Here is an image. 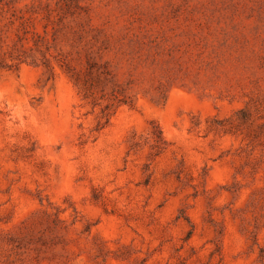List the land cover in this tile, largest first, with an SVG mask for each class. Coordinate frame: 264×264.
<instances>
[{
	"label": "rangeland",
	"instance_id": "obj_1",
	"mask_svg": "<svg viewBox=\"0 0 264 264\" xmlns=\"http://www.w3.org/2000/svg\"><path fill=\"white\" fill-rule=\"evenodd\" d=\"M0 264H264V0H0Z\"/></svg>",
	"mask_w": 264,
	"mask_h": 264
}]
</instances>
